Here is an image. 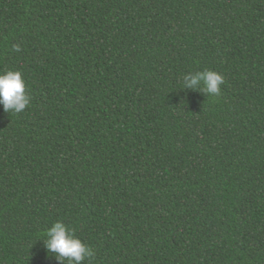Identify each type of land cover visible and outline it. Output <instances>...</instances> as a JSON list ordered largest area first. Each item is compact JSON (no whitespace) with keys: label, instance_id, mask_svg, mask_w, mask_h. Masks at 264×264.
Instances as JSON below:
<instances>
[{"label":"trees","instance_id":"16d2710c","mask_svg":"<svg viewBox=\"0 0 264 264\" xmlns=\"http://www.w3.org/2000/svg\"><path fill=\"white\" fill-rule=\"evenodd\" d=\"M7 71L0 264H60L55 222L84 264H264V0H0Z\"/></svg>","mask_w":264,"mask_h":264},{"label":"clouds","instance_id":"9594fccd","mask_svg":"<svg viewBox=\"0 0 264 264\" xmlns=\"http://www.w3.org/2000/svg\"><path fill=\"white\" fill-rule=\"evenodd\" d=\"M18 50V49H17ZM224 78L219 73L205 69L188 73L183 77V88L200 92L207 96H219ZM26 82L19 71H7L0 74V104L10 114H19L31 102L26 90ZM44 242L49 254L64 264H84L93 255L92 250L75 235L74 230L62 222H55L46 232Z\"/></svg>","mask_w":264,"mask_h":264}]
</instances>
